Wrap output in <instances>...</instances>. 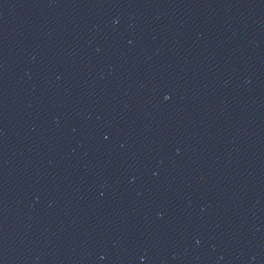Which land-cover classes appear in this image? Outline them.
Returning <instances> with one entry per match:
<instances>
[{"label":"water","instance_id":"95a60500","mask_svg":"<svg viewBox=\"0 0 264 264\" xmlns=\"http://www.w3.org/2000/svg\"><path fill=\"white\" fill-rule=\"evenodd\" d=\"M0 264H264V0H0Z\"/></svg>","mask_w":264,"mask_h":264}]
</instances>
